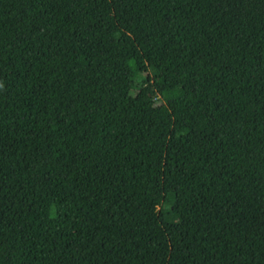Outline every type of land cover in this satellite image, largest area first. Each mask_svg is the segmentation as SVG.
<instances>
[{
  "label": "trees",
  "instance_id": "1",
  "mask_svg": "<svg viewBox=\"0 0 264 264\" xmlns=\"http://www.w3.org/2000/svg\"><path fill=\"white\" fill-rule=\"evenodd\" d=\"M0 264H264V0H0Z\"/></svg>",
  "mask_w": 264,
  "mask_h": 264
},
{
  "label": "rangeland",
  "instance_id": "2",
  "mask_svg": "<svg viewBox=\"0 0 264 264\" xmlns=\"http://www.w3.org/2000/svg\"><path fill=\"white\" fill-rule=\"evenodd\" d=\"M150 93H151L152 96L154 97L155 102L159 103V102L162 101V99H161L159 96H155V95H154L155 93H154L152 90L150 91Z\"/></svg>",
  "mask_w": 264,
  "mask_h": 264
}]
</instances>
